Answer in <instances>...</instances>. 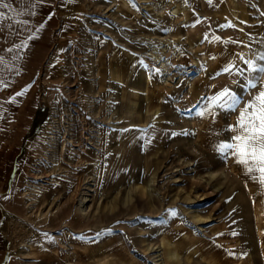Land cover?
<instances>
[{
	"label": "rangeland",
	"instance_id": "rangeland-1",
	"mask_svg": "<svg viewBox=\"0 0 264 264\" xmlns=\"http://www.w3.org/2000/svg\"><path fill=\"white\" fill-rule=\"evenodd\" d=\"M11 8L0 264H264V187L218 151L264 86V0Z\"/></svg>",
	"mask_w": 264,
	"mask_h": 264
},
{
	"label": "snow or ice",
	"instance_id": "snow-or-ice-1",
	"mask_svg": "<svg viewBox=\"0 0 264 264\" xmlns=\"http://www.w3.org/2000/svg\"><path fill=\"white\" fill-rule=\"evenodd\" d=\"M12 3L13 0H0V23L11 18L9 12L13 11L11 8ZM48 19H51V15ZM22 23L27 24L28 21L24 20ZM43 27L44 25L41 24L40 28ZM34 38L35 36L33 34L28 36L27 39ZM26 46V43L22 42L19 47ZM260 58L264 59V56ZM0 63H3V57H0ZM246 63L254 71L264 74V66H260L257 69L251 60L246 61ZM225 71H231V68H225ZM258 83L259 81L253 82L250 79L248 87L250 89H256ZM4 87H7V85H4ZM16 95H23V92L16 93ZM220 101L230 105H237L241 102L239 97L227 89L213 98L214 103ZM229 130L234 133L231 137V142H222L219 144L218 151L224 154H230L234 161L244 169L245 174L251 180L258 182L260 186L264 187V86H261L260 90L251 96V99L244 102V106L239 109L236 123L229 125Z\"/></svg>",
	"mask_w": 264,
	"mask_h": 264
},
{
	"label": "bare ground",
	"instance_id": "bare-ground-1",
	"mask_svg": "<svg viewBox=\"0 0 264 264\" xmlns=\"http://www.w3.org/2000/svg\"><path fill=\"white\" fill-rule=\"evenodd\" d=\"M206 186V185H205ZM83 203H84V200H81V202H80V204H81V207H83ZM82 209V208H81ZM82 211H84V209H82ZM193 219L194 220H197L198 222L199 221H203V219L198 215V217L197 216H195V217H193Z\"/></svg>",
	"mask_w": 264,
	"mask_h": 264
}]
</instances>
